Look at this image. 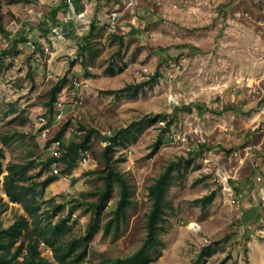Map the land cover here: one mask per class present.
Masks as SVG:
<instances>
[{
    "label": "rangeland",
    "instance_id": "1",
    "mask_svg": "<svg viewBox=\"0 0 264 264\" xmlns=\"http://www.w3.org/2000/svg\"><path fill=\"white\" fill-rule=\"evenodd\" d=\"M0 1L4 31L15 29L26 36L9 47L11 41L0 31V133L16 135L4 147L3 164L33 158L31 170H37L42 160L59 154L58 144L48 140L69 120L61 142L93 129L84 150L87 160L79 159L70 172L57 175L44 197L94 200L92 190L103 184L99 174L107 149L111 165L130 184L123 229L117 236L95 233L84 264H111L140 245L150 207L146 186L180 155L192 163L183 174L174 172L168 185L160 254L147 264H197L204 246L212 252L198 264L222 259L224 264H264V0H92L94 30L88 31L89 24L79 34L72 26L49 49V27L61 16L58 12L50 18V2L39 16L38 0ZM154 72L157 76L149 81ZM62 78L66 114L57 122L48 119L44 140L37 119L50 87ZM138 81L148 84L135 97L115 92ZM161 112L172 116L168 127L164 119L144 121L135 139L108 148L112 143L104 136ZM157 138L161 143L153 152ZM1 180L0 218L6 225L24 210L8 199ZM208 193L213 198L202 205L198 198ZM118 195L115 184L101 223ZM84 207L71 215L75 233H82L90 216ZM40 249L52 258L48 247L41 244Z\"/></svg>",
    "mask_w": 264,
    "mask_h": 264
},
{
    "label": "trees",
    "instance_id": "2",
    "mask_svg": "<svg viewBox=\"0 0 264 264\" xmlns=\"http://www.w3.org/2000/svg\"><path fill=\"white\" fill-rule=\"evenodd\" d=\"M12 1V0H10ZM58 6L52 7L49 11L50 18L55 19ZM2 11L0 1V31L5 35L9 30L4 31L2 25ZM95 28V21L89 27L91 32ZM25 32L16 31L10 40L9 47L15 46L18 42L25 40ZM85 37V36H84ZM86 38V37H85ZM86 44L82 47H86ZM120 69V68H119ZM108 72L113 73L114 68L108 67ZM157 76L154 72L149 81ZM148 81L128 82L124 86L115 90L124 97H135L145 90ZM64 87V78L57 80L50 87L46 100V110L48 119L51 120L52 104L57 94ZM179 107L190 109L189 104H182ZM174 106V110L179 109ZM181 109V108H180ZM164 112L156 113L153 116H144L140 120L129 123L127 126L119 127L109 136H104L113 145L122 143L123 146L128 141L136 138V132L143 128V122H150L156 119L165 120V128L170 125L172 116ZM69 120L65 121L56 134L48 140L59 141V154H54L42 160L37 170L31 169L35 166L34 159L28 158L24 161H8L5 165L4 147L10 145L16 139L14 132L0 133V176H2V188L8 199L19 202L24 210V214H18L13 221L4 225L0 218V264H84L89 253V242L99 230L103 235L112 234L117 236L123 229L127 220V207L131 202V188L127 177L123 172L117 170L110 163L108 149L104 151L105 164L101 168L99 177L103 181L102 186L92 190L95 195L94 200H87L85 197H74L69 200L57 202L54 197H44L46 187L54 180L57 174L47 173L53 161L62 163L61 172H70L79 162L81 152L88 148L93 129H87L78 139L67 143L61 142V137L67 129ZM165 128L163 130H165ZM161 143L157 138L152 146V151H156ZM110 145V144H109ZM191 159H186L180 155L169 160L153 182L146 186L147 197L150 200V207L145 215V234L140 245L130 254L114 258L111 264H147L160 254L159 233L166 230L167 221L166 193L174 172L183 174L190 166ZM5 171V172H4ZM119 187V195L115 207L109 216L101 223V216L105 209L113 190L114 185ZM213 198L212 193L205 194L198 198L202 205H205ZM85 205L84 209L90 211V216L86 222L82 233H75L73 227L76 221L71 219V215L76 207ZM43 244L51 250L52 258L41 253L40 245ZM212 250L204 246L196 259L200 263ZM93 264H103L99 261ZM218 264H224L222 259Z\"/></svg>",
    "mask_w": 264,
    "mask_h": 264
},
{
    "label": "built area",
    "instance_id": "3",
    "mask_svg": "<svg viewBox=\"0 0 264 264\" xmlns=\"http://www.w3.org/2000/svg\"><path fill=\"white\" fill-rule=\"evenodd\" d=\"M46 1L51 3L49 6H47L48 9H50L51 6L52 7L58 6V11L61 16L58 22H56L52 27H49L50 28L49 35L51 36V43H50L51 45L50 44L45 45V49H49V46H52V47L56 46L59 40H62L64 38L65 32L69 31V29L72 26L75 29V32L82 34L84 32V29L87 26H89V24H91L92 22L91 18L89 17L90 13H88V9H86L85 4L84 3L81 4L79 0H38L37 1V11H36L37 15L40 16L46 13L47 9H44L43 7ZM109 15H110V19L114 21V19L117 16V12L115 10L110 11ZM16 31L17 30L15 29L9 30L7 35L4 36L5 39L7 41H10L15 35ZM25 44L30 46L32 49L35 47V44L29 39L26 40ZM81 85H82V81L79 80L75 82V86L77 88L81 87ZM62 95H63V89L57 94L55 100L53 101L52 113H51L52 122L59 121L66 114L67 109L63 101ZM79 103H81V100L78 102V104ZM262 110H264V106ZM45 111H46V108L44 112H42V114L38 116V119H37L38 135L44 140H45V137L47 136V131L49 129V125H48L49 121H48V117L45 116L46 115ZM74 115H77V114L74 113ZM52 143L59 145L58 140H54L52 141ZM80 160L84 162L87 160V157L84 151L81 152ZM58 163H61V162L59 161L52 162L51 172L57 175H61L62 174L61 166ZM66 175L69 176V179L73 178V174L69 175V173H66ZM86 176L87 174H85L83 178H85ZM234 198H236L235 195L232 197V201H234Z\"/></svg>",
    "mask_w": 264,
    "mask_h": 264
},
{
    "label": "crops",
    "instance_id": "4",
    "mask_svg": "<svg viewBox=\"0 0 264 264\" xmlns=\"http://www.w3.org/2000/svg\"><path fill=\"white\" fill-rule=\"evenodd\" d=\"M80 1V3L82 4V3H84L85 4V7H86V9L87 8H89L88 9V13H92V11H93V7H91V4H92V0H79ZM53 7H56V6H53ZM52 8V7H51ZM50 8V9H51ZM50 10H48V12H49ZM59 11H57V13H58ZM57 15V14H56ZM44 112V111H43ZM61 140V139H60ZM51 143H52V141H51ZM46 144V143H45ZM48 146H49V144H48ZM55 181V180H54Z\"/></svg>",
    "mask_w": 264,
    "mask_h": 264
},
{
    "label": "bare ground",
    "instance_id": "5",
    "mask_svg": "<svg viewBox=\"0 0 264 264\" xmlns=\"http://www.w3.org/2000/svg\"><path fill=\"white\" fill-rule=\"evenodd\" d=\"M87 9H89V8H87ZM111 20V19H110ZM87 85V84H86Z\"/></svg>",
    "mask_w": 264,
    "mask_h": 264
},
{
    "label": "water",
    "instance_id": "6",
    "mask_svg": "<svg viewBox=\"0 0 264 264\" xmlns=\"http://www.w3.org/2000/svg\"><path fill=\"white\" fill-rule=\"evenodd\" d=\"M93 24L91 23V26H92Z\"/></svg>",
    "mask_w": 264,
    "mask_h": 264
}]
</instances>
